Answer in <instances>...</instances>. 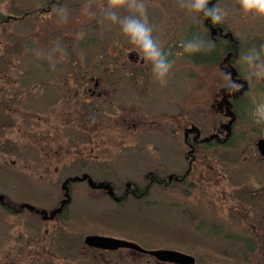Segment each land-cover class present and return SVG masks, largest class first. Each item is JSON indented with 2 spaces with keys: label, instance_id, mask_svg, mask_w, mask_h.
Wrapping results in <instances>:
<instances>
[{
  "label": "rangeland",
  "instance_id": "374dc122",
  "mask_svg": "<svg viewBox=\"0 0 264 264\" xmlns=\"http://www.w3.org/2000/svg\"><path fill=\"white\" fill-rule=\"evenodd\" d=\"M45 1L47 0H0V12L5 15L12 11L24 12ZM87 2L92 4H86L82 9L67 10V20H61L56 15L55 19L32 18L24 22L0 24V197L6 196L12 203H28L44 209L56 208L64 198L62 183L65 178L81 177L85 172L95 180L112 181L118 188L126 181H136L146 187L148 172H163L164 165L176 161L179 156L175 157L171 153L172 158L164 159V154L161 153L162 147L165 148L169 142L170 145L173 143L171 138H166L162 118L146 121L142 134L131 132L126 135V144L135 148L134 151L129 149L132 154L119 156L114 151L118 145H125L115 136L120 124L115 123V119H120L125 114L122 108L129 109L135 103L134 95L139 100V97H145V92L140 94V90H126L124 93L120 91L123 94L121 96L113 90L112 94L100 99L94 98L90 103L85 102L87 97H83L82 101L73 94L80 89L83 81L100 75L99 43L91 41L90 36L97 35L102 30L105 38L104 45L102 42L100 45L102 43L101 49L104 50L108 46H126L125 38L118 28L101 21L99 9L107 0ZM222 4L230 9V15L223 25L233 30L235 36L242 40L240 52L249 46L264 44V18L241 13L237 0H222ZM125 11L122 10L121 14ZM148 12L156 28L155 35L165 39L160 40L165 51L183 53L181 41L190 38L194 29L190 26L193 23L191 17L179 7L178 0H148ZM95 22L101 24V30ZM181 36L183 39L179 40ZM257 39L263 41L259 44ZM217 42L216 50L211 55L185 54L178 58L172 70L177 79H172L170 75L165 84L153 79V84L157 87L155 92L160 100L162 97L176 99L181 88L185 98L183 104H186V117L181 125L186 126L190 122L210 123L218 117L215 112L218 106L215 103L219 99L217 94L224 86L223 69L220 65L226 57L223 52L226 45L224 41ZM195 56L202 61L201 64H194ZM240 69L239 72L246 78L241 65ZM114 76L109 75V80L114 81ZM248 83L251 90L245 94L241 122L235 125L237 129H245L249 140H257L259 135L264 134V124H256L249 114L253 99L264 100V82ZM3 101L11 102L10 105L6 103L4 112L1 106ZM196 102L198 103L195 104ZM194 104L197 113L194 111ZM94 105L98 109H93ZM140 146L144 148L143 153L139 152ZM239 151L233 149L236 153L234 157L228 147L219 148L217 154L213 150L203 154L207 163L205 167H201L202 182L206 188L200 193L199 209L202 214H206L207 221L213 219L214 224L218 221L212 229L215 234L210 235V239L208 235H203L209 229H200V234L199 228L194 230L193 223L185 219L177 208L170 212L168 202L165 207L162 201L149 214H128L125 209L118 211L108 196L97 198L100 195L98 192H92L84 182H76L71 187L72 203L68 208V217L58 224H51L53 229L39 228L41 225L38 218L28 211L15 216L0 208V264H65L63 257L68 250L60 245L66 243L67 239L81 246L83 235L116 225L151 226L149 231H153L155 238L152 242L154 249L174 248L192 253L199 257L200 264H262L264 249L247 254V250L242 249V243L230 241L233 237L247 240V234L242 228L244 220L238 218L232 222L229 217L231 213L227 212L228 205L223 206L225 203L222 198L216 202L223 207H216L213 201L210 156L216 154L224 169L232 159L234 163L241 161ZM221 184L225 193L227 181L224 185L222 182ZM177 191L158 186L149 190V193L168 196L178 195L180 191ZM242 206L241 204V210ZM141 215L144 219L142 221ZM231 222L237 226L233 228L237 232L231 229L234 233H227L222 229L221 223L229 225ZM165 227H173L171 232L179 235L172 234V238L176 240L173 244L163 240ZM180 234H186V237ZM198 235L200 239H204L203 248L190 249L188 245L186 249L179 247L180 239L192 242ZM255 236H259V244L264 247V233ZM54 248L56 254L52 257L48 251L53 252ZM246 256L248 261L243 260ZM213 257L216 260L211 262Z\"/></svg>",
  "mask_w": 264,
  "mask_h": 264
},
{
  "label": "flooded vegetation",
  "instance_id": "af4514ba",
  "mask_svg": "<svg viewBox=\"0 0 264 264\" xmlns=\"http://www.w3.org/2000/svg\"><path fill=\"white\" fill-rule=\"evenodd\" d=\"M87 1L89 0H47L43 4L37 5L33 9H28L24 12L20 11L15 13L12 11L8 12V15L0 12V24H10V22L12 23L15 21L24 22L29 21L32 18L36 20L48 17H50V19H55L54 16L57 15V6H63L67 10L75 8L82 9L86 4H92ZM216 2L217 0H212V4H215ZM20 13L21 15H19ZM94 24L100 28L99 30L102 29L99 22H95ZM190 26L194 29V32H202L205 35H211L216 41L225 42L226 57L223 60V64L221 63L220 68L231 72L233 79H237L243 87L239 92H234L231 95H229L223 87L220 89L217 94L219 99H216L215 103L216 107L218 106L217 109H215V112L219 118L217 117V119L210 121V123L195 124L190 122V124L186 126L180 124L186 117V104H183L185 98L183 97L181 88L180 95H178L179 97L176 99L162 97L160 100L158 97L159 95L155 92L157 87L153 84V79L155 80V78L151 73L150 65L138 60L137 51L127 43L126 39L124 40L126 46H123V48L120 45L117 48L115 45L113 47L108 46V48L104 50L101 49L102 43L104 42L103 39L105 38V34L103 33L102 35V30L97 35H89L91 41H97L99 43V46L97 47L100 48L98 51V55L100 56V67L98 68L100 75L99 77H89L88 81H83L80 84V89L73 92L75 97H77L76 99H82L83 101V97H87L85 102L90 103L94 98L100 99L105 97V95L112 94L113 90L117 91L116 94L121 96L123 94H121L120 91H123L124 93L126 90H140V94L145 92V97H139V100L134 95L133 98L135 103L130 105L129 109L122 108L124 109L123 111L125 114L122 115L120 119H115V123L120 122L117 132H115V136L120 143L123 142L125 145H118L114 151L119 153V156H123L124 154L127 155L128 153L132 154L133 152H130L129 149L134 151L135 148L133 145L126 144L124 140L126 139V135L131 132L142 134L146 128V121H152L153 119H155L154 121H157L158 118H162L164 122L163 128L167 134L166 138H171L173 143L170 145L169 142L165 148L162 147L161 153L164 154V159L167 157L169 159L172 158L171 153L175 157L176 155H179L176 157V161H172L168 165L164 162L165 165L163 172H159L158 170L148 172L145 178V181L147 182L146 187H142L136 181H126L124 185L122 184L123 187L120 186L118 188L112 181L97 179V184H103L105 187L110 186L111 189L93 190V192H98V194H100L96 196L97 198L108 196L118 211L125 209L124 211L128 214H149L151 209L158 207L157 205H161L162 201L164 202L162 204L165 207H167L168 202L170 205L169 208L171 209L170 212L177 208L179 213L182 214L185 219H188V221L193 223L192 227H194V230L199 228L198 232H200V234H202L201 230L209 229L207 233H203V235H208V238L210 239V235L215 234L212 232V229L215 228L214 225L217 224L218 221L214 224V220L210 218L211 220H208L209 223L206 220V218H208L206 217V214H202L201 209H199L201 208L200 198L202 196L200 193L202 190L205 191L206 188L202 182L203 173L201 167H205V164L207 163L204 161L205 157H203V154L208 150H213L214 153L217 154L219 148L228 147L233 153L231 156H233L236 154L233 152V149H238L240 150L239 155L241 156L239 157L241 158V161L239 163H234L232 159L229 162V165L225 166L224 169L222 165H220L216 154L210 156V181L211 188L214 191L213 201L215 202V206L223 207L228 205L227 212L231 213V216L229 217L232 222L237 221L238 218H242L245 222V225H243L242 228L244 229L243 232L247 234V240L245 241L244 239L241 240V238L233 237L230 241L235 240L232 241V243H236L237 240L242 243V249L247 250V254H251L254 250L264 249V247L259 244V236H255L264 233V152L259 146V143L264 141V134L259 135L257 140H249L245 129L240 130L236 127L237 123L241 122V114L245 108L243 105L245 94L251 90L247 79L239 72L241 69L238 57L242 47V40H239L235 36L233 30L227 29L224 25L213 26L210 20L202 19L199 24L192 23ZM110 36L112 37V34ZM158 39L162 41L165 40L160 37ZM181 39H183L182 36L179 40ZM261 41L257 39L259 44ZM100 42H102L101 45ZM178 48H180V44ZM110 49H112L113 52ZM167 53L170 54V58L174 61V64L178 58H182L185 55L178 51L174 54L171 53L170 50L167 51ZM109 58L112 60H109ZM194 58V64H201L202 61H199L198 58L196 59V56ZM174 74L175 72L172 71V79L174 77L177 79ZM109 75H115V80L110 81L108 77ZM129 79H131V81ZM110 86L111 90L109 89ZM81 90L82 92H80ZM147 94H149V96L146 97ZM225 96H227V102L224 100ZM119 100H121V98ZM6 103L8 102L3 101L1 105L3 108L2 112L6 111ZM197 103L198 102L195 104ZM8 104L10 105L11 102ZM195 104L193 108L195 109V113H197ZM215 104L213 105V108H215ZM93 109H98L97 105H94ZM117 110L119 111V109ZM24 111H26V109H24ZM232 120H234L233 123H231ZM114 126L116 127L118 125ZM122 131L124 132L122 133ZM140 147L139 152L143 153L144 148L143 146ZM176 152H178V154ZM177 159L183 160H178V162ZM81 164L83 165V163ZM85 175L86 173L84 176ZM87 176L92 177L90 174H87ZM225 181H227V188L225 189V193H223L221 182L224 185ZM86 182H88V180ZM158 186L166 187V190L168 188H172V190L177 189L180 192L178 195L175 194L168 196L149 193V190L151 191L154 187ZM110 191L112 192L109 193ZM235 191H240V193H235ZM220 198H222V201L225 203L223 206L220 204L218 205L216 202L221 201ZM241 204L243 205L242 210L240 208ZM1 207L9 214L11 213L15 215H22V213L27 211V209H16V206L12 203L10 204L7 198H5L3 202L0 199V208ZM65 208L68 207L65 206ZM65 208H63V211L59 216H56L55 218L53 217V219H46L42 213H33L38 218L39 225H41L39 228L44 227L53 229L51 224L54 225L58 224V222L64 221L65 217H68V210ZM142 217L143 216L141 215V221L144 220ZM136 218L137 220H140L137 216ZM232 222L229 223V225L221 223L222 229L227 233L237 232L233 229L237 226L232 225ZM190 227L191 226L189 225V228ZM54 228H56V226H54ZM172 228L165 227V234L162 233L165 243L173 244L174 241H176L172 238V234H176L171 232ZM151 229V226L144 227L136 225L103 227L100 231H91L88 232L86 236L83 235L81 246L79 243L74 244L71 239H67L66 243L64 242L60 245L61 247L65 246V249L68 250L63 257L64 263L78 264L79 261V264H171L161 262L147 253L154 250L152 242L155 238L152 233L153 231H149ZM231 229L234 230V232ZM182 235L183 234H180V236ZM199 235L198 238H193L192 242L180 239L179 247L186 249V245H188L190 249L203 248L204 242L202 240L204 239H200ZM252 235L254 236L252 237ZM90 236L119 240L126 242L128 245L116 247L117 244L115 243H105L98 247L90 246L91 244L86 243L85 241V239ZM183 236L186 237V234ZM212 244L213 243H211V246H213ZM54 246H56L55 242ZM134 246L140 247L143 251H138ZM48 252L50 255H53L52 257L56 254L55 248L53 252L50 250ZM195 258V264H200L199 261L201 260L198 259L199 257L196 256ZM213 260H216V257L211 258L210 261L214 262ZM243 260L248 261V256L243 257ZM262 264H264V261Z\"/></svg>",
  "mask_w": 264,
  "mask_h": 264
},
{
  "label": "clouds",
  "instance_id": "9594fccd",
  "mask_svg": "<svg viewBox=\"0 0 264 264\" xmlns=\"http://www.w3.org/2000/svg\"><path fill=\"white\" fill-rule=\"evenodd\" d=\"M237 3L244 15L264 18V0H237ZM178 4L194 24H199L203 19L210 20L213 26H219L230 15V9L222 4V0H217L215 4H212V0H178ZM122 10H126L124 14H121ZM56 14L61 20L68 18V11L63 6H57ZM99 16L102 22L118 28L127 43L137 51L138 60L150 65L157 81L167 83L174 61L155 35L156 28L149 17L148 0H107L99 9ZM216 46L217 41L202 32H194L181 42L183 53L187 55H211ZM238 59L247 81L264 82V44L247 47L239 53ZM223 77V89L229 95L239 92L243 87L226 69H223ZM249 115L256 124H264V100L253 99Z\"/></svg>",
  "mask_w": 264,
  "mask_h": 264
},
{
  "label": "water",
  "instance_id": "95a60500",
  "mask_svg": "<svg viewBox=\"0 0 264 264\" xmlns=\"http://www.w3.org/2000/svg\"><path fill=\"white\" fill-rule=\"evenodd\" d=\"M236 73V72H235ZM225 101L227 102V96L224 98ZM234 120L231 121V123H233ZM230 123V124H231ZM259 146L261 148V150L264 152V141H261L259 143ZM88 177L87 176H83L82 178H75L72 180H68L63 184V189L66 191V194H64L68 199L64 200L61 204V207L59 209L54 210L51 213L50 219H53V217H55L57 214H59L62 209L63 206H65L68 202H69V188H68V184L70 181L72 182H76V181H84L86 180ZM89 184L92 188H99V189H111L110 186L105 187L103 184H95L93 183V180L90 179L89 180ZM112 191H110L109 193H111ZM1 200H3L2 197H0ZM24 207V206H22ZM21 207V208H22ZM26 208L30 209L32 212L36 211L37 213H39V211L35 210L34 207L31 206H27L25 205ZM40 213L46 214L45 211H42ZM47 215H44V217L47 219L48 217H46ZM86 242L91 244L90 246H101V244H109V243H115L117 244L116 247L118 246H124V245H128L126 244V242H122L119 240H113V239H109V238H103V237H97V236H91L86 238ZM135 248L139 250H142L139 247L134 246ZM149 254H152L154 257H156L158 260L162 261V262H169V263H174V264H194L195 259L192 256L183 254L181 252H176V251H169V250H156V251H152Z\"/></svg>",
  "mask_w": 264,
  "mask_h": 264
},
{
  "label": "trees",
  "instance_id": "16d2710c",
  "mask_svg": "<svg viewBox=\"0 0 264 264\" xmlns=\"http://www.w3.org/2000/svg\"><path fill=\"white\" fill-rule=\"evenodd\" d=\"M225 51H226V48H225V50L223 52L225 53Z\"/></svg>",
  "mask_w": 264,
  "mask_h": 264
}]
</instances>
